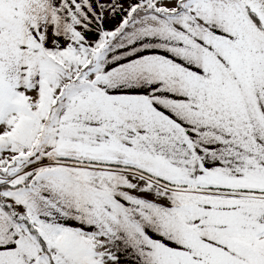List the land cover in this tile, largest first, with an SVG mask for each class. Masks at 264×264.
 <instances>
[{
  "label": "snow or ice",
  "instance_id": "snow-or-ice-1",
  "mask_svg": "<svg viewBox=\"0 0 264 264\" xmlns=\"http://www.w3.org/2000/svg\"><path fill=\"white\" fill-rule=\"evenodd\" d=\"M0 264H264V0H0Z\"/></svg>",
  "mask_w": 264,
  "mask_h": 264
}]
</instances>
